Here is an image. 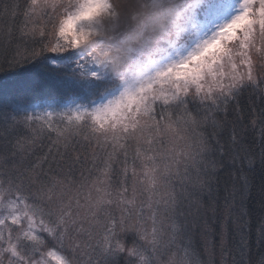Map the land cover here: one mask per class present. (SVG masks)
<instances>
[{
  "label": "snow or ice",
  "instance_id": "6c2138e0",
  "mask_svg": "<svg viewBox=\"0 0 264 264\" xmlns=\"http://www.w3.org/2000/svg\"><path fill=\"white\" fill-rule=\"evenodd\" d=\"M0 264H264V0H0Z\"/></svg>",
  "mask_w": 264,
  "mask_h": 264
}]
</instances>
